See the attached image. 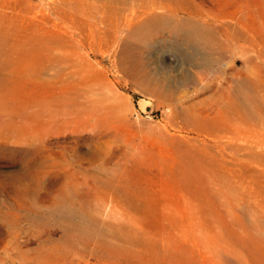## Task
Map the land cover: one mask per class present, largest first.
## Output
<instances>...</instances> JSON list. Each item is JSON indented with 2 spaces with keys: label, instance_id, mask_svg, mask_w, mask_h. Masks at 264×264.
<instances>
[{
  "label": "rangeland",
  "instance_id": "rangeland-1",
  "mask_svg": "<svg viewBox=\"0 0 264 264\" xmlns=\"http://www.w3.org/2000/svg\"><path fill=\"white\" fill-rule=\"evenodd\" d=\"M196 1L220 42L255 40L251 68L160 43L136 84L85 38L80 60L0 44V264H264V0ZM71 3L6 13L26 38L72 30Z\"/></svg>",
  "mask_w": 264,
  "mask_h": 264
},
{
  "label": "bare ground",
  "instance_id": "bare-ground-1",
  "mask_svg": "<svg viewBox=\"0 0 264 264\" xmlns=\"http://www.w3.org/2000/svg\"><path fill=\"white\" fill-rule=\"evenodd\" d=\"M9 1L10 0H0V44L8 45V43H11V47L13 48H23V55L26 60L38 57L50 60L54 58L53 54L56 48H60L62 51L71 50L73 52L74 50L77 59L80 60L82 59V51L85 49L83 41V38H85L89 47L93 51L98 48V51L102 55L114 51L115 56H117V62L120 65V72L127 74V76L132 78L136 84H138L140 80L139 78L146 73V68L144 69L141 66L142 63L139 62V59L142 61V56L149 51L151 52V50L157 47L160 43H163L166 46L171 42L170 47L173 50L178 51L184 49V47L188 49L191 46L201 51L204 55V64L201 67L203 68L202 74L204 75L213 72L216 68L218 70V66L222 61L221 59L224 54L231 51L232 53L245 56L248 60L247 65L250 67L254 62V59L249 53H251L253 51L252 49H255L258 45L250 36L244 37L241 34L232 35L231 38L233 37V41L238 40L246 42V45H248L246 50L238 48V46L233 48L230 41L224 40L223 42H220L215 30L209 26H204L201 24L202 22H199L204 12H202L201 9L202 4H198L196 0H74V3H71V12L65 17L66 21L71 24V27L73 28L72 30L66 31L58 27L59 30L53 31L51 34H36L34 31H28L29 33L27 34V37L24 38L18 36L17 33L22 31L21 27L28 23H26L27 21H22V17L21 22L17 24L13 16L6 13ZM241 46L242 45H240V47ZM262 53L264 54V52H261V54ZM145 81L147 82L146 79ZM149 85L151 86V84ZM257 88L254 90L255 93L258 90ZM234 91L236 93L237 90ZM229 92H231V90ZM234 96L236 95L233 92L229 94L230 99H235L232 98ZM178 99L179 98L176 100ZM236 101L237 102H232L233 105H235L234 108H236L237 111H241V108L239 109L236 105L238 100ZM244 110L245 108L243 111ZM254 111L252 112L254 113Z\"/></svg>",
  "mask_w": 264,
  "mask_h": 264
}]
</instances>
